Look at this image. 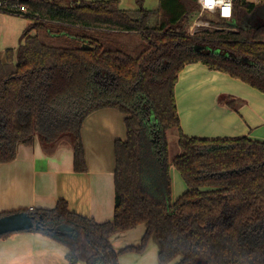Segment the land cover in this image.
<instances>
[{
  "label": "trees",
  "instance_id": "16d2710c",
  "mask_svg": "<svg viewBox=\"0 0 264 264\" xmlns=\"http://www.w3.org/2000/svg\"><path fill=\"white\" fill-rule=\"evenodd\" d=\"M135 1L130 11L116 0H22L24 41L0 53V165L38 141L47 156L71 148L84 174L86 119L115 109L126 129L114 147L113 220L98 223L60 200L24 211L39 224L31 233L60 244L69 264H120L153 236L160 264H264V142L187 136L176 98L180 74L196 63L264 94V22L252 21L264 0H237L233 20L212 17L217 29L195 36L186 31L194 0H160L155 10ZM172 130L183 153L170 160ZM171 167L187 188L177 200ZM142 224L138 246L112 247Z\"/></svg>",
  "mask_w": 264,
  "mask_h": 264
},
{
  "label": "crops",
  "instance_id": "0c3cea01",
  "mask_svg": "<svg viewBox=\"0 0 264 264\" xmlns=\"http://www.w3.org/2000/svg\"><path fill=\"white\" fill-rule=\"evenodd\" d=\"M226 92L246 98L249 104L237 107L231 102L220 106L219 96ZM176 98L185 135L208 139L247 136L253 141L264 142V94L242 82L196 63L180 74ZM124 120V114L110 108L99 110L86 119L81 130L88 168L84 174L74 171L71 148H60L54 155L47 156L38 141L31 147L20 146L15 161L0 165V215L54 209L58 201L65 200L75 214L98 223L112 221L115 209L114 147L117 141L126 139ZM146 230L147 226L142 224L118 235V251L138 246ZM18 234L27 236L21 239L26 245L42 246L36 241L55 242L31 232ZM36 254L42 257L38 253L32 255ZM133 254L121 255L120 264H160L159 246L154 237L143 254ZM61 256L66 260V253Z\"/></svg>",
  "mask_w": 264,
  "mask_h": 264
},
{
  "label": "rangeland",
  "instance_id": "374dc122",
  "mask_svg": "<svg viewBox=\"0 0 264 264\" xmlns=\"http://www.w3.org/2000/svg\"><path fill=\"white\" fill-rule=\"evenodd\" d=\"M87 1H110V0H87ZM119 2V6L123 10H137L139 7L135 0H116ZM160 0H145L144 8L146 10H155L159 6ZM196 15H193L192 20H194ZM207 23L212 27L216 26L211 23V17L207 16ZM252 21L254 22H264V7H259L257 12L253 15ZM31 23L29 19L15 16H8L0 14V53L1 57L4 58L5 51L7 49H17L24 41L23 33L27 26ZM220 29H224L219 27ZM209 33H213L214 30H209ZM228 30L222 31V33H227ZM230 32V31H229ZM124 41H133V38H127ZM203 82V80L201 79ZM236 100L235 106L239 107L241 105H248L249 101L246 98H242L238 95H230V93H224L219 96L220 106H227L231 104L233 100ZM187 116V114H185ZM201 139H208V137L192 136ZM169 141V153L170 160L181 155L183 152L178 146V133L176 130L168 132ZM170 175L173 185V200L180 198L187 188L182 180L178 171L171 167ZM20 234H11L8 237L0 240V264H68L61 253L65 254V249L58 243L52 241H42L36 243H41L42 246L37 245H26L21 239L27 236H19ZM120 235V234H119ZM21 237V238H19ZM120 236H115L113 239V248L119 250L116 245V241ZM154 237V236H153ZM9 238V239H7ZM155 239V238H154ZM35 241V240H33ZM156 241V239H155ZM40 244V245H41ZM156 244L158 245L157 241ZM12 250V251H10ZM38 253L39 255H32ZM30 254V255H29ZM42 254V255H41ZM12 255V256H11ZM54 255V256H53ZM139 255V254H133ZM11 257L12 261H11ZM153 258V257H152ZM158 259V258H157Z\"/></svg>",
  "mask_w": 264,
  "mask_h": 264
},
{
  "label": "clouds",
  "instance_id": "9594fccd",
  "mask_svg": "<svg viewBox=\"0 0 264 264\" xmlns=\"http://www.w3.org/2000/svg\"><path fill=\"white\" fill-rule=\"evenodd\" d=\"M200 5V16L205 14L216 15L217 10L221 19L231 21L233 17V3L232 0H197ZM209 25L204 19H194L188 25L186 31L188 35L194 36L196 32L201 28H208Z\"/></svg>",
  "mask_w": 264,
  "mask_h": 264
},
{
  "label": "built area",
  "instance_id": "2783aa9c",
  "mask_svg": "<svg viewBox=\"0 0 264 264\" xmlns=\"http://www.w3.org/2000/svg\"><path fill=\"white\" fill-rule=\"evenodd\" d=\"M196 2V5L199 9L198 13L196 14L195 19L200 18V19H204L209 16V17H215V16H219V11L217 10L216 15H209V14H205L203 17L200 16V5L197 3V0H194ZM236 1L237 0H232L233 3V17L232 20L234 19V15H235V11H236ZM248 2H252V3H260L261 0H246ZM28 7L25 3L22 2V0H0V14L2 15H8V16H15V17H25L26 14L28 13ZM226 21V20H225ZM209 27L208 28H201L199 29L195 35L201 34L205 31H209V30H216L217 28L212 27L209 23H208ZM194 35V36H195ZM33 210V209H31Z\"/></svg>",
  "mask_w": 264,
  "mask_h": 264
},
{
  "label": "water",
  "instance_id": "95a60500",
  "mask_svg": "<svg viewBox=\"0 0 264 264\" xmlns=\"http://www.w3.org/2000/svg\"><path fill=\"white\" fill-rule=\"evenodd\" d=\"M38 228L39 224L25 212L0 217V238L16 233L31 232Z\"/></svg>",
  "mask_w": 264,
  "mask_h": 264
}]
</instances>
